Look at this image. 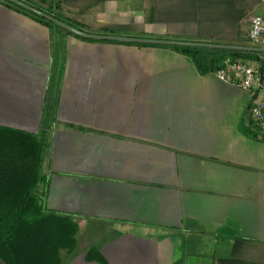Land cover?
Wrapping results in <instances>:
<instances>
[{"label": "crops", "instance_id": "0c3cea01", "mask_svg": "<svg viewBox=\"0 0 264 264\" xmlns=\"http://www.w3.org/2000/svg\"><path fill=\"white\" fill-rule=\"evenodd\" d=\"M53 9L90 34L242 45L264 0ZM248 105L181 51L81 39L0 1V126L45 132L35 192L78 224L63 264H264V141Z\"/></svg>", "mask_w": 264, "mask_h": 264}, {"label": "trees", "instance_id": "16d2710c", "mask_svg": "<svg viewBox=\"0 0 264 264\" xmlns=\"http://www.w3.org/2000/svg\"><path fill=\"white\" fill-rule=\"evenodd\" d=\"M0 1L56 31L71 34L13 3ZM46 1L40 0L42 3ZM53 2L54 0H49L46 8L29 5L72 28L85 32L79 24L55 12ZM136 45L169 47L181 51L191 57L201 73L211 71L226 57L248 58L256 55L205 49L208 53L206 57L208 61H205V57L203 59L197 54L200 48ZM50 108L51 106L47 107L48 111H45L43 128L47 115L51 112ZM45 146L44 130L34 134L0 126V259L5 264H62L59 251L62 249L71 252L76 244V221L70 216L46 210L42 205L41 196L35 192L36 184L41 180L40 166ZM85 258L100 259L95 250H89Z\"/></svg>", "mask_w": 264, "mask_h": 264}, {"label": "built area", "instance_id": "2783aa9c", "mask_svg": "<svg viewBox=\"0 0 264 264\" xmlns=\"http://www.w3.org/2000/svg\"><path fill=\"white\" fill-rule=\"evenodd\" d=\"M245 39L250 46L264 48V14L249 19ZM220 81L244 90L249 97L247 118L264 141V54L226 57L209 71Z\"/></svg>", "mask_w": 264, "mask_h": 264}, {"label": "water", "instance_id": "95a60500", "mask_svg": "<svg viewBox=\"0 0 264 264\" xmlns=\"http://www.w3.org/2000/svg\"><path fill=\"white\" fill-rule=\"evenodd\" d=\"M14 5L27 10L39 17H42L51 23L59 26L63 30L71 33L80 38L99 40V41H111V42H120L128 44H142V45H161V46H185V47H194L200 49H210V50H226V51H239L255 54H264V48L254 47V46H243V45H229V44H215V43H204V42H191V41H177V40H166V39H157V38H141V37H126L118 35H104V34H90L75 28H72L69 25H66L59 20L53 18L52 16L45 14L31 5L21 1V0H6Z\"/></svg>", "mask_w": 264, "mask_h": 264}, {"label": "rangeland", "instance_id": "374dc122", "mask_svg": "<svg viewBox=\"0 0 264 264\" xmlns=\"http://www.w3.org/2000/svg\"><path fill=\"white\" fill-rule=\"evenodd\" d=\"M21 1H25L27 2L28 4H31L33 5V3H31L29 0H21ZM34 6V5H33ZM243 46H250L248 41L247 40H244V43L242 44ZM77 223V222H76ZM78 232V224H77V231L76 233ZM75 241H76V234H75ZM67 253H70V252H66L65 250H60L59 251V256H60V260H61V263L63 264V259L66 257Z\"/></svg>", "mask_w": 264, "mask_h": 264}]
</instances>
